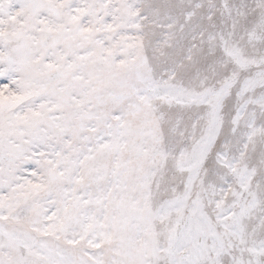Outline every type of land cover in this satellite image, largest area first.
Returning a JSON list of instances; mask_svg holds the SVG:
<instances>
[{"label": "snow or ice", "instance_id": "snow-or-ice-1", "mask_svg": "<svg viewBox=\"0 0 264 264\" xmlns=\"http://www.w3.org/2000/svg\"><path fill=\"white\" fill-rule=\"evenodd\" d=\"M0 264H264V0H0Z\"/></svg>", "mask_w": 264, "mask_h": 264}]
</instances>
